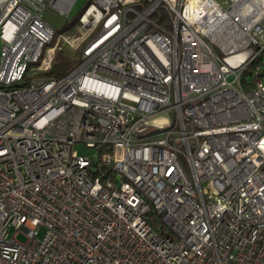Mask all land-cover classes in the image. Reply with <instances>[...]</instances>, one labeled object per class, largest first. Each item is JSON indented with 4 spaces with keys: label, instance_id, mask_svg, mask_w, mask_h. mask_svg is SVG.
I'll list each match as a JSON object with an SVG mask.
<instances>
[{
    "label": "built area",
    "instance_id": "obj_1",
    "mask_svg": "<svg viewBox=\"0 0 264 264\" xmlns=\"http://www.w3.org/2000/svg\"><path fill=\"white\" fill-rule=\"evenodd\" d=\"M73 2L0 0V264H264V0Z\"/></svg>",
    "mask_w": 264,
    "mask_h": 264
},
{
    "label": "rangeland",
    "instance_id": "obj_2",
    "mask_svg": "<svg viewBox=\"0 0 264 264\" xmlns=\"http://www.w3.org/2000/svg\"><path fill=\"white\" fill-rule=\"evenodd\" d=\"M219 1H221L222 4H225L224 0H219ZM87 2L88 0H74L71 9L69 11V15L61 14L56 10L47 7L43 11V17L47 19L54 26L56 33H68L74 31L75 29H77L79 25L78 16L84 9ZM65 26H67V28ZM60 43L64 44L62 41ZM71 50L73 49L71 48ZM74 50H78L76 53L72 51V53L75 55V58L77 59L76 61H78L80 50L79 48ZM36 75H38L37 72L26 74V76H31V77H35ZM73 148L78 153L81 154H85L89 156H93L97 154V149L95 147H88L81 141L74 142ZM42 232H43V228L40 230L38 236H41ZM16 237L20 241L26 240V235L22 231H19Z\"/></svg>",
    "mask_w": 264,
    "mask_h": 264
},
{
    "label": "trees",
    "instance_id": "obj_3",
    "mask_svg": "<svg viewBox=\"0 0 264 264\" xmlns=\"http://www.w3.org/2000/svg\"><path fill=\"white\" fill-rule=\"evenodd\" d=\"M65 27L67 28V26ZM72 51L76 53L78 50H71V47L69 45L60 43L56 48L51 67L46 69L45 71L40 72L41 75L60 77L67 73L77 62V59L75 58V55L72 53ZM262 58H264V50H262L260 55L251 62V64L244 71L243 75L245 76L249 74V72H251V69L254 68L255 65L262 62ZM150 221L154 225L158 224L163 228L165 227V224L158 218H155L152 213L150 214Z\"/></svg>",
    "mask_w": 264,
    "mask_h": 264
}]
</instances>
